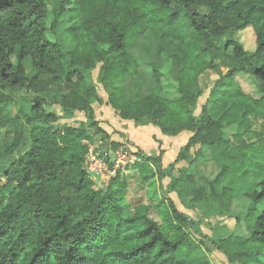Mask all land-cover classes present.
<instances>
[{
  "label": "trees",
  "instance_id": "obj_1",
  "mask_svg": "<svg viewBox=\"0 0 264 264\" xmlns=\"http://www.w3.org/2000/svg\"><path fill=\"white\" fill-rule=\"evenodd\" d=\"M48 1L0 0V264H214L189 216L157 186L167 176L163 157L138 147L140 159L105 187L91 177L96 135L107 160L124 145L95 116L99 64L108 105L122 119L148 120L169 136L192 132L176 163L206 161L209 151L220 168L214 177L199 172L203 183L183 168L168 189L185 205L188 195L190 205L243 222L245 232L216 247L232 264H264V180L240 195L219 190L231 166L237 175L264 172V131H251L264 112V0H51V11ZM64 16L74 21L69 51L51 38ZM250 27L254 50L235 38ZM208 71L219 75L213 90L224 88L197 115ZM246 73L257 86L239 76ZM22 90L34 95L32 115L8 108ZM54 103L84 112L88 124H55ZM239 201L247 207L235 213Z\"/></svg>",
  "mask_w": 264,
  "mask_h": 264
},
{
  "label": "rangeland",
  "instance_id": "obj_2",
  "mask_svg": "<svg viewBox=\"0 0 264 264\" xmlns=\"http://www.w3.org/2000/svg\"><path fill=\"white\" fill-rule=\"evenodd\" d=\"M48 2L50 4V11H51L53 8V1L49 0ZM73 24L74 21L69 16H64L61 25L58 26L51 34V38L53 40H58L59 42H61L63 48L66 49L67 51L72 50L75 44L74 36L71 31ZM252 34H254V31L253 28L250 27L247 28L246 30H241L237 32L235 34V38L242 41L245 44L246 49L254 50L256 48V41L255 39L253 40ZM247 44L250 47L247 46ZM99 68H100V64L98 65V68L93 71L92 80H91V83L95 85L97 92L99 94L98 99L94 102V108L96 111L95 116L99 120L101 126H105L106 128H108V130H110V132H112V134L110 133L111 140L123 142L124 145L122 147L125 148L130 147L131 149L134 148L135 150H138V147H136L132 141L127 139L125 134L118 132L117 129H115L112 126L110 127L112 123V125H114L116 128L121 129L123 125H125V123H122L119 120L124 121L125 119H122L118 114H116L112 107H110V109L107 108L109 96L104 86L98 79ZM244 75L248 79L253 81L257 86V81L253 74H247V73L239 74V76H244ZM218 78L219 75L215 71H208L202 75V80L204 84L206 86H209V88L199 99L198 107L196 110L197 115L201 114L203 105L209 99L221 96L224 87H219L216 90H213V85ZM253 82L251 83L249 82L250 84H248L245 80H243L242 84L246 91L255 95L256 86ZM12 95L14 96V101L11 102L8 106L12 115H16L20 110H22L23 112L29 115L33 114L31 103H33L34 101V95L31 92L22 90L20 93H16ZM48 109L56 110L58 112L60 119L58 120L57 123H55L57 125L67 124L78 127L81 126L82 123H86V125L88 124V119L84 112H75L73 115H68L63 111L62 107L57 103H54ZM23 119L26 121L25 117ZM148 122H149L148 120H144L142 123H145V125H150V123ZM137 125L139 124L137 123ZM126 127H128L130 131L135 129V127L130 125ZM88 130H91L89 126H88ZM153 130L154 129H148L144 126L139 128L135 132V140L141 143V145L145 149V151L141 149L144 154L153 155L156 157L157 156L163 157V165L166 167L167 176H165L162 179V181L158 182L157 184L160 192L171 196L175 200L178 208L181 211H183L185 214H187V216H189L190 223L188 229L195 238L205 243L206 253L209 259L211 260V262L214 264H232L228 260V258L221 251L217 249L216 242H218L221 238L229 236L234 231L238 233L245 232L246 231L245 224L243 222L238 223L236 218L234 217L222 215L213 207L210 206L201 207V206L190 205L192 204L190 201L191 197L190 196L188 197V195H186V205H185L179 198L177 192L175 191L170 192L168 189V185L171 182H173V180L176 177L180 176L181 170L183 168H187L188 172L193 173L197 180L200 179L203 182V177L199 175V172L200 174H203L207 178H211L214 177L217 174V172L220 170L219 166L212 160L209 151H207L206 161L198 160L199 163L197 162L194 163L193 161L190 163V161L184 160L176 163L175 158L177 157V154L172 160L171 157H173V154L175 153L179 142L183 140V145L186 143L184 142L185 138L179 137L180 139H175V136H169L161 132L165 136L163 138L164 140L162 141L155 138V135H153L154 133ZM233 131H234L233 129L229 130L228 134L231 135ZM251 131L254 132L264 131V112L258 111L252 117ZM94 139L95 142L91 147L89 156L91 155L93 156L97 153L99 154L100 151L102 150L101 140L103 139V134L96 135ZM181 148H183V146ZM198 148L199 146H195L191 148L190 151L192 154L191 160H193L195 156V152L196 150H198ZM117 149L115 151L108 150L109 165L113 163ZM165 151H167L166 154ZM12 157H14V155L8 156L7 158L8 161L12 159ZM172 162H174V166L173 169H170L169 163ZM219 163L231 164L227 160H222L221 162L219 161ZM196 164L199 165V168L196 167ZM95 178L98 185H101L102 182L100 177L96 176ZM259 180H264V172L237 175L233 172V168L231 166V169L229 170L226 178L220 183L219 190L221 191L224 185H228L234 189L237 195H240L246 191H251L252 189H254L256 182H258ZM105 186L106 185H104V187ZM246 207L247 206H245L244 202H240V201L236 202L234 206V212L237 213L240 210L245 209Z\"/></svg>",
  "mask_w": 264,
  "mask_h": 264
},
{
  "label": "built area",
  "instance_id": "obj_3",
  "mask_svg": "<svg viewBox=\"0 0 264 264\" xmlns=\"http://www.w3.org/2000/svg\"><path fill=\"white\" fill-rule=\"evenodd\" d=\"M91 156L88 157V171L95 182V177H100L102 182L101 185H98L100 187L107 185L109 181L117 175L119 170H125L128 165L140 159L137 150L134 148L131 149L130 147H120L117 149L115 158L113 160L114 164L111 167L108 163V160L100 154L97 153L92 157Z\"/></svg>",
  "mask_w": 264,
  "mask_h": 264
},
{
  "label": "crops",
  "instance_id": "obj_4",
  "mask_svg": "<svg viewBox=\"0 0 264 264\" xmlns=\"http://www.w3.org/2000/svg\"><path fill=\"white\" fill-rule=\"evenodd\" d=\"M110 107L111 106H109L108 104H107V108L108 109H110ZM112 111V110H111ZM115 111V110H114ZM115 113L117 114V112L115 111ZM119 121H121L122 123H125V125H123V127L120 129H118V128H116L114 125H112V123H111V125H110V127L112 126V127H114L115 129H117V131L118 132H121V133H123V134H125L126 135V138L127 139H129L130 141H132L134 144H135V146L136 147H140L141 149H143L144 151H145V149L143 148V146L141 145V143H139V142H137L136 140H135V132H136V130H138L139 128H141V127H146V128H148V129H154L153 130V135H155V138L156 139H158V140H164L163 138L165 137L161 132V130H160V128H158L157 126H155V125H153V124H150V125H137L134 121H131V120H119ZM128 125H130V126H133V127H135V129L134 130H132V131H130L129 129H128V127H126V126H128ZM125 126V127H124ZM103 128H105L109 133H111L112 134V132H110V130H108V128H106L105 126H102ZM192 135V132L190 131V132H188L187 130H185V131H183V132H181L180 134H178V135H176L175 136V139H180V138H185V141L184 142H187L188 141V139H189V137ZM180 137V138H179ZM153 138H154V136H153ZM186 144V143H185ZM184 144V145H185ZM183 146V140L181 141V142H179V144H178V146H177V149H176V151H175V153L173 154V157H171V160L176 156V154L178 155V153H179V151H180V148ZM168 151V150H167ZM167 151H165V154H166V152ZM170 164V163H169Z\"/></svg>",
  "mask_w": 264,
  "mask_h": 264
}]
</instances>
